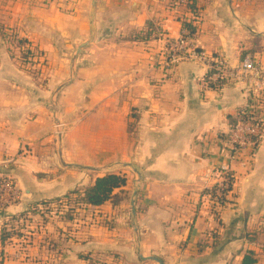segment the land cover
<instances>
[{
	"label": "crops",
	"instance_id": "crops-1",
	"mask_svg": "<svg viewBox=\"0 0 264 264\" xmlns=\"http://www.w3.org/2000/svg\"><path fill=\"white\" fill-rule=\"evenodd\" d=\"M198 6V48L231 67L243 56L264 67V0ZM184 15L192 17L171 0H29L37 72L0 38V170L19 193L0 207V231L7 218L107 173L125 175L130 192L128 208L77 204L76 241L53 255L45 239L31 244L34 263L240 264L254 250L264 264V126L248 164H230L236 182L216 211L208 191L229 163L227 134L250 91L207 85L197 59L164 66ZM255 100L264 115V90Z\"/></svg>",
	"mask_w": 264,
	"mask_h": 264
},
{
	"label": "built area",
	"instance_id": "built-area-1",
	"mask_svg": "<svg viewBox=\"0 0 264 264\" xmlns=\"http://www.w3.org/2000/svg\"><path fill=\"white\" fill-rule=\"evenodd\" d=\"M166 51L163 64L168 69L175 67L181 61L197 59L206 68L204 82L207 85L219 89L230 81L242 82L250 91L227 134L226 150L229 163L220 167L219 178L212 187H215V190L213 193H208L212 204L218 209L216 211H219L224 207L222 204L227 201L236 182L230 164L236 162L243 166L248 164L263 131L264 115L256 112L255 99L259 97V92L264 90V67L252 56L244 57L238 67H231L223 55L208 53L198 48L194 35L188 29H183L179 37L169 39ZM251 94L254 95L251 97ZM18 196L13 178L0 170V207L16 202Z\"/></svg>",
	"mask_w": 264,
	"mask_h": 264
},
{
	"label": "rangeland",
	"instance_id": "rangeland-1",
	"mask_svg": "<svg viewBox=\"0 0 264 264\" xmlns=\"http://www.w3.org/2000/svg\"><path fill=\"white\" fill-rule=\"evenodd\" d=\"M28 34L29 0H0V38L3 40L5 49L10 56L17 58L25 69L32 71L35 69L37 72V67H32L38 64L34 60L37 53L29 50ZM56 101L53 104L54 108L57 106ZM130 185L132 188L135 187L132 183ZM119 198L112 202L128 208L129 190L120 192ZM30 209L22 219L15 221L16 227H20L21 236H14L4 248L0 244V257H3L4 264L5 262L6 264H35L36 262L30 260L29 246L37 245L42 239L49 244L52 255L69 249L66 245L76 241L71 233L72 226L69 224L70 220L79 217L81 213L77 210L78 205L75 200L67 201L64 197L43 200Z\"/></svg>",
	"mask_w": 264,
	"mask_h": 264
},
{
	"label": "trees",
	"instance_id": "trees-1",
	"mask_svg": "<svg viewBox=\"0 0 264 264\" xmlns=\"http://www.w3.org/2000/svg\"><path fill=\"white\" fill-rule=\"evenodd\" d=\"M199 0H171V3L175 7L184 8L185 12H191L192 17L180 16L178 17L182 24V30L188 29L191 34H195L196 26L193 24V20L199 14ZM137 38H142L139 35ZM147 37V36H146ZM245 57V56H243ZM235 119L233 120V122ZM232 122V123H233ZM127 185V177L120 173H107L103 176L98 177L95 182L86 187L83 191L73 190L65 194L64 197L67 201L75 200L77 204H87V205H102L107 201H113L115 199H120V192L124 191V187ZM116 189H120L119 192H116ZM215 187L209 190L208 192L213 193ZM72 196V197H71ZM60 197V198H62ZM59 199V198H58ZM229 200L225 201L222 206H225ZM31 210V209H30ZM29 210V211H30ZM25 215L24 213L13 215L7 218L6 221L2 224L0 231V244L4 248L8 241H11L14 236H21L20 227H16L15 221L22 219ZM251 240H256V235L251 238ZM4 250V249H3ZM258 261L257 254L254 250H248L244 255L240 264H256ZM0 264H4L3 257H0Z\"/></svg>",
	"mask_w": 264,
	"mask_h": 264
},
{
	"label": "water",
	"instance_id": "water-1",
	"mask_svg": "<svg viewBox=\"0 0 264 264\" xmlns=\"http://www.w3.org/2000/svg\"><path fill=\"white\" fill-rule=\"evenodd\" d=\"M94 7V5H93ZM136 193V191L134 192V194ZM132 209H133V212H135V205H134V200L132 201Z\"/></svg>",
	"mask_w": 264,
	"mask_h": 264
}]
</instances>
